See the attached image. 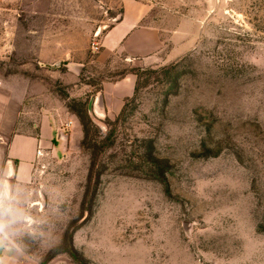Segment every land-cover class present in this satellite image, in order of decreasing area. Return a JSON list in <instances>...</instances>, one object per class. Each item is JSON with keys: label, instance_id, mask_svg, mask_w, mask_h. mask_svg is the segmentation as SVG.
I'll return each mask as SVG.
<instances>
[{"label": "rangeland", "instance_id": "1", "mask_svg": "<svg viewBox=\"0 0 264 264\" xmlns=\"http://www.w3.org/2000/svg\"><path fill=\"white\" fill-rule=\"evenodd\" d=\"M124 1L0 0V134L44 123L0 242L21 264H264V0H138L166 41L146 63L102 49Z\"/></svg>", "mask_w": 264, "mask_h": 264}, {"label": "crops", "instance_id": "2", "mask_svg": "<svg viewBox=\"0 0 264 264\" xmlns=\"http://www.w3.org/2000/svg\"><path fill=\"white\" fill-rule=\"evenodd\" d=\"M123 10L122 18L106 30L102 39V49L106 54L121 53L129 59H141L142 63H146L163 51L166 41L163 39L159 28L143 24L148 15L143 3L138 0H125ZM172 45L174 49L168 56L170 61L176 60L178 54L187 46L186 43ZM102 98L106 108L104 94ZM43 124L41 125L39 139L14 136L11 140L6 141L3 135L0 134V185L3 188L9 185V179L12 175L16 177L18 182L28 179L33 162L44 155L43 153L38 155V152H35L34 155L31 153L30 156L24 155L31 144L43 141ZM13 162H16L14 169ZM3 245L4 249L0 264H21L18 258L19 255H16L10 247Z\"/></svg>", "mask_w": 264, "mask_h": 264}, {"label": "water", "instance_id": "3", "mask_svg": "<svg viewBox=\"0 0 264 264\" xmlns=\"http://www.w3.org/2000/svg\"><path fill=\"white\" fill-rule=\"evenodd\" d=\"M102 109L104 111V104H103V98L102 95H100L95 103V110L101 114L102 113ZM14 166L13 169L15 168V164L16 162H13ZM3 249H4V245L2 243H0V258L2 257L3 254Z\"/></svg>", "mask_w": 264, "mask_h": 264}, {"label": "built area", "instance_id": "4", "mask_svg": "<svg viewBox=\"0 0 264 264\" xmlns=\"http://www.w3.org/2000/svg\"><path fill=\"white\" fill-rule=\"evenodd\" d=\"M68 128H69V126L65 130H67ZM39 155H41V152H39Z\"/></svg>", "mask_w": 264, "mask_h": 264}]
</instances>
